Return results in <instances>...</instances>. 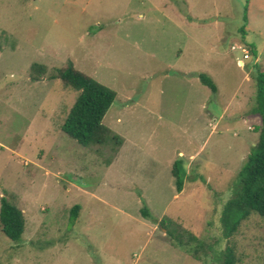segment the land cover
<instances>
[{
	"label": "rangeland",
	"instance_id": "374dc122",
	"mask_svg": "<svg viewBox=\"0 0 264 264\" xmlns=\"http://www.w3.org/2000/svg\"><path fill=\"white\" fill-rule=\"evenodd\" d=\"M68 60L115 91L103 124L116 150L62 130L78 93L51 76ZM34 63L47 67L36 82ZM257 67L264 0H0V201L26 219L18 243L0 227V264H214L227 246L239 264H264L262 217L229 240L220 223L259 139ZM164 217L206 242L201 260L172 244Z\"/></svg>",
	"mask_w": 264,
	"mask_h": 264
},
{
	"label": "trees",
	"instance_id": "16d2710c",
	"mask_svg": "<svg viewBox=\"0 0 264 264\" xmlns=\"http://www.w3.org/2000/svg\"><path fill=\"white\" fill-rule=\"evenodd\" d=\"M253 52L257 55L255 51ZM46 74L45 65L34 63L31 66V81H39ZM255 77L258 88L257 104L252 112L261 117L262 124L256 128L259 133L258 142L252 148L238 174L233 196L225 203L222 210L220 223L223 237L227 240L237 234L241 224L252 214L264 219V72L259 67ZM51 78L59 79L65 88L78 93L62 125L64 133L83 147L112 144L113 149L116 150L122 140L103 124L104 117L116 99L115 91L79 71L71 60H68L63 67L56 69ZM199 79L213 93L217 92V85L210 76L202 73L199 74ZM172 174L177 192L180 193L187 180V171L182 159L174 162ZM80 211V205H75L71 209L69 223L71 229L77 223ZM140 212L144 219L156 222L146 203ZM159 225L175 247L188 250L197 260L202 259L200 254L207 249L203 239L169 217H164ZM0 227L3 234L11 241L18 243L22 240L26 227L25 216L7 196H3L0 201ZM209 248L213 250L211 246ZM214 264H239L234 248L227 246L224 250L217 252Z\"/></svg>",
	"mask_w": 264,
	"mask_h": 264
},
{
	"label": "built area",
	"instance_id": "2783aa9c",
	"mask_svg": "<svg viewBox=\"0 0 264 264\" xmlns=\"http://www.w3.org/2000/svg\"><path fill=\"white\" fill-rule=\"evenodd\" d=\"M244 53H245V54H244V58H245V59H249V54L247 53L246 50H244Z\"/></svg>",
	"mask_w": 264,
	"mask_h": 264
}]
</instances>
